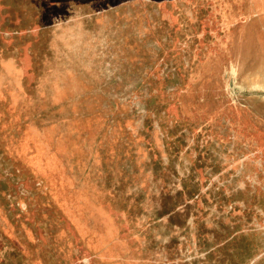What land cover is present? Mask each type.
Wrapping results in <instances>:
<instances>
[{"label":"rangeland","instance_id":"374dc122","mask_svg":"<svg viewBox=\"0 0 264 264\" xmlns=\"http://www.w3.org/2000/svg\"><path fill=\"white\" fill-rule=\"evenodd\" d=\"M260 5L0 0V264H264Z\"/></svg>","mask_w":264,"mask_h":264},{"label":"bare ground","instance_id":"6f19581e","mask_svg":"<svg viewBox=\"0 0 264 264\" xmlns=\"http://www.w3.org/2000/svg\"><path fill=\"white\" fill-rule=\"evenodd\" d=\"M252 2V1H251ZM258 9L262 10V8L258 7ZM256 13V12H255ZM254 14V13H253ZM264 79V67H261L256 73L251 76V80L255 83L260 84L259 82Z\"/></svg>","mask_w":264,"mask_h":264},{"label":"crops","instance_id":"0c3cea01","mask_svg":"<svg viewBox=\"0 0 264 264\" xmlns=\"http://www.w3.org/2000/svg\"><path fill=\"white\" fill-rule=\"evenodd\" d=\"M258 7L262 8V10H264V5H260V6H258Z\"/></svg>","mask_w":264,"mask_h":264}]
</instances>
